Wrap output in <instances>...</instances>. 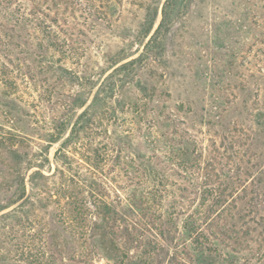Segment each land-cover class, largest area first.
<instances>
[{
  "label": "rangeland",
  "instance_id": "374dc122",
  "mask_svg": "<svg viewBox=\"0 0 264 264\" xmlns=\"http://www.w3.org/2000/svg\"><path fill=\"white\" fill-rule=\"evenodd\" d=\"M23 1L55 21L62 48L47 49L34 29L0 16V264L86 263L85 247L71 244L69 225L58 223L67 196L94 210L95 198L124 206L147 193L156 216H146L133 251L155 234L158 216L179 220L181 206L194 209L195 192L182 199L170 188L174 210L148 194L151 165L185 186L159 140L168 114L202 153L199 180L235 172L251 196L250 167L264 164V0H193L175 9L163 60L129 74L115 70L141 53L137 35L152 9L154 31L165 0ZM20 133L25 140L12 146ZM10 148L43 165L25 173L26 203L16 200ZM255 239L242 242V253L264 264V238Z\"/></svg>",
  "mask_w": 264,
  "mask_h": 264
},
{
  "label": "trees",
  "instance_id": "16d2710c",
  "mask_svg": "<svg viewBox=\"0 0 264 264\" xmlns=\"http://www.w3.org/2000/svg\"><path fill=\"white\" fill-rule=\"evenodd\" d=\"M192 1L165 0L159 23L154 31L157 11L153 12V9L148 11L145 27L137 35L142 46L141 53L136 59L130 60L115 71L124 70L129 74L135 65L155 69L156 63H160L165 57L172 12L186 7ZM0 16H6L16 24L34 29L45 38L47 49L58 51V48H62L58 45L59 34L55 21L49 20L48 15L41 9L23 0H2ZM149 93L152 95L154 90L150 89ZM165 119L164 128H167V131L159 133V140L164 143L167 159L175 168L177 179L184 182L185 186L178 187L177 183L171 182L168 176L151 165L146 173L153 185L148 194L152 195L151 200L156 198L159 203L163 199L173 210L174 193L170 189L173 187L180 192L182 199H185L182 195L187 191L198 193L200 203L189 212L181 206V209L185 210L180 213L181 217L178 216L180 221L172 214L165 219L161 215L158 216L160 224L158 229H155V234L150 240L141 242L142 244L133 251L129 246L132 238L137 235L136 241H142L144 234L141 231H147L144 227L146 216L156 214L150 212L152 205L148 204L149 201L145 197L147 193L138 197L132 195L125 199L124 206L95 198L89 202L94 210L87 208L85 201L67 196L64 202L68 208L67 214L58 223L69 225L68 238L71 244L85 247V253L83 250L86 256L85 264H93L92 260L95 257L102 258L106 264H257L261 258L242 253V242L257 241L255 238L258 237L264 238V183H262L264 164L250 167V170H255L253 172L256 175L251 181V186L255 185V188L249 193L251 196L248 199L245 197L246 186L241 187L243 183L241 184L235 172L225 175L222 180L220 176L211 177L209 173H205L202 175L203 179L199 180L202 153L197 149L193 139L178 133L174 115L168 114ZM21 134L14 136L12 146L23 143L25 137ZM60 135L61 132L58 133V137L48 135L47 143L49 145L56 143ZM10 149L8 154L13 162L16 200H23L26 203L29 195L26 193L24 183L25 173L34 167L42 168L43 165H34L35 163L30 161L25 163L24 156L19 154L17 149ZM22 164L25 165L21 167ZM34 176L43 178L40 173H33L31 179ZM214 213L216 215L212 217L211 214ZM220 218L224 220L221 225L216 222V219Z\"/></svg>",
  "mask_w": 264,
  "mask_h": 264
}]
</instances>
